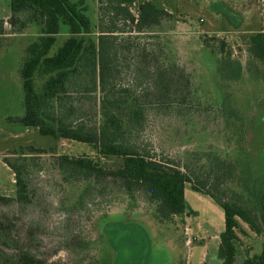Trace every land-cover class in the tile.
<instances>
[{"label": "rangeland", "instance_id": "rangeland-1", "mask_svg": "<svg viewBox=\"0 0 264 264\" xmlns=\"http://www.w3.org/2000/svg\"><path fill=\"white\" fill-rule=\"evenodd\" d=\"M142 1L135 0L132 13ZM150 1L171 13V18L154 28L149 34L152 37L139 35L136 39L148 46L158 40L190 74L199 97L200 117L195 121L204 135L196 133L189 142H182L179 135H189L175 132L182 120L150 114L138 139L150 151L171 158L191 150L230 155L237 169L230 186L250 206L253 195L248 199L244 186L264 189V61L254 58L247 48L252 33L264 32V0ZM9 4L10 0H0V19L4 18L5 25L0 35V194L13 197L16 193L13 173L2 161L8 151L31 144L46 153L35 157L34 162L42 167L29 178L27 200L0 203V251L4 254L0 263L19 264L18 254L30 253L44 264H87L92 258L96 264H219L216 249L224 214L209 196L186 183L184 197L194 212L163 223L147 211L146 202L139 199L130 208L118 191H113L118 198L110 202L84 195L85 201L80 203L84 184L63 183L52 163L59 154L96 156L95 149L84 142L41 135L33 126L10 120L24 112L19 68L25 48L37 38L38 30L29 26L23 33L11 34ZM84 4L94 30L100 14L108 21L110 11L100 10L98 0H84ZM115 24L129 29L126 20L116 19ZM67 36L62 26L51 52ZM133 36L122 33V38ZM219 40L226 42L223 53L218 50ZM124 69L118 87L134 80L131 68ZM42 81L36 75V86ZM97 95L84 109L91 123L100 121ZM191 153L189 157H193ZM62 205L71 214L67 216ZM236 220L239 262L261 251V236L241 218ZM77 237L86 243L81 255L71 248Z\"/></svg>", "mask_w": 264, "mask_h": 264}, {"label": "trees", "instance_id": "trees-1", "mask_svg": "<svg viewBox=\"0 0 264 264\" xmlns=\"http://www.w3.org/2000/svg\"><path fill=\"white\" fill-rule=\"evenodd\" d=\"M98 2L100 10L110 11V17L103 21L104 13L100 14L94 30L84 0H10V31L23 33L29 26L38 30L37 38L26 46L19 68L24 112L10 120L33 126L41 135L84 142L95 149L96 156L59 154L52 163L63 183L84 184L80 203L85 201L84 195L97 197V202L102 197L110 202L118 198L113 193L118 191L130 208L140 199L149 205L147 211L157 222H170L176 215L194 212L184 197V186L189 183L223 210L224 229L216 249L219 264H264V189L244 186L248 199L253 195L250 206L239 198L230 186V178L237 175L230 155L191 150L171 158L150 151L138 139L150 114L182 120L175 131L189 133L186 138L179 135L182 142H189L196 133L204 135L195 121L200 117L196 106L199 97L190 74L158 40L148 46L136 39L139 35L152 37L149 34L171 18V13L150 0L137 3L135 13L130 9L135 0ZM116 19L126 20L129 29L115 24ZM3 20L0 35L4 33ZM62 26L68 36L51 52ZM125 32L134 36L122 38ZM219 41L218 50L223 53L226 42ZM247 49L254 58L264 61L263 31L249 36ZM228 61L226 65L230 66ZM124 68H131L134 80L118 87ZM36 75L43 79L37 86ZM95 94L100 121L91 123L84 109ZM42 153L45 149L31 144L8 151L2 161L13 173L16 193L13 197L0 194V203L27 200L29 178L42 167L34 160ZM63 208L67 216L71 214ZM236 217L261 236V251L239 262ZM68 224L66 220L64 225ZM72 243L73 251L81 255L86 243L79 237ZM16 260L19 264H44L42 258L30 253H20ZM96 261L92 258L87 264Z\"/></svg>", "mask_w": 264, "mask_h": 264}, {"label": "crops", "instance_id": "crops-1", "mask_svg": "<svg viewBox=\"0 0 264 264\" xmlns=\"http://www.w3.org/2000/svg\"><path fill=\"white\" fill-rule=\"evenodd\" d=\"M4 19V18H3ZM5 28V25H3V29ZM10 33L11 34H15V33H12L11 31H10ZM185 188V187H184ZM187 262V261H186ZM186 264H190V262H187Z\"/></svg>", "mask_w": 264, "mask_h": 264}]
</instances>
